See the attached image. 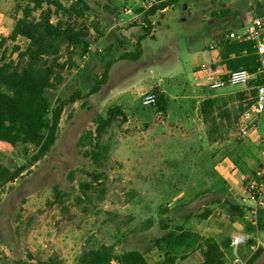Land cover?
I'll return each instance as SVG.
<instances>
[{
  "label": "rangeland",
  "instance_id": "374dc122",
  "mask_svg": "<svg viewBox=\"0 0 264 264\" xmlns=\"http://www.w3.org/2000/svg\"><path fill=\"white\" fill-rule=\"evenodd\" d=\"M56 1L64 10L52 7L54 23L90 31L87 52H63L61 62L71 58L65 82L58 90L46 91V96L52 106L76 91L81 96L65 107L50 153L0 192V264H42L49 259L54 264H80L85 248L101 245L113 246L118 254L137 250L149 264H160L163 252L156 240L179 227L195 229L221 244L234 232H255L256 240L249 245L256 250L249 256L259 250L254 264H264V210L260 227L254 230L246 219L250 207L238 205L230 195L205 191L213 177L212 151H207L210 131L223 150L237 148L250 130L240 131L248 123L240 109L251 110L253 89L238 92L237 86H228L222 90L226 94L220 95L221 90L204 83L200 71L202 64H211L218 40L229 31H242L253 16L264 17V0H179L151 18L155 22L152 36L142 41V53L133 61L121 57L135 51L142 34L145 10L139 4L133 0ZM26 4L27 0H0V57L6 52L7 58L17 59L14 46L26 45L21 38L8 39ZM126 8L133 15H125ZM93 22L99 23V31ZM108 64L107 82L92 93ZM156 88L168 102L186 101L179 114L193 120L194 135L170 129L176 125L168 122L167 109L159 112L157 104L143 105V97ZM209 97L217 100L214 124L204 123L200 110ZM114 106L122 109L124 117L114 121L104 139L112 144L105 176L91 201H79V184L91 180L87 173L95 170L79 139L94 131L97 116H106ZM225 112L229 121L219 117ZM260 120L264 129V113ZM27 159L23 145L0 154V161L9 167ZM55 186L61 202L56 201ZM206 210L211 216L204 220ZM149 220L154 221L153 227L141 231ZM230 253L225 259L228 264ZM200 261L196 252L184 263Z\"/></svg>",
  "mask_w": 264,
  "mask_h": 264
},
{
  "label": "trees",
  "instance_id": "16d2710c",
  "mask_svg": "<svg viewBox=\"0 0 264 264\" xmlns=\"http://www.w3.org/2000/svg\"><path fill=\"white\" fill-rule=\"evenodd\" d=\"M135 3L144 0H133ZM179 0H165L147 11H144L142 34L135 44V51L124 54L122 60H137L142 53V41L151 36L153 23L151 17L158 11L176 5ZM64 10L62 4L56 0H27L23 7L22 17L19 18L9 35L10 40L16 42L19 38L26 45H16L13 53L17 59L7 58L6 52L0 57V154L3 150H14L18 146L25 147L27 161L20 165L6 166L0 161V192L8 184L14 183L24 173H29L40 160L45 158L55 144L60 122L65 107L75 103L80 95L76 91L68 100H57L55 106L46 96L48 90L60 89L64 82V71L68 68L67 61L61 62L63 52L70 49L87 52V37L89 29H76L72 25L63 22L54 23L52 14L54 10ZM93 28L99 31V23L93 22ZM220 52V67L224 79L231 72L246 69L254 74L257 80L249 84L253 87V102L257 95L256 87L264 82V57L261 58L254 48L253 42L231 41L220 39L215 44ZM110 64L107 65L100 80L91 91L95 93L99 87L107 82L110 72ZM253 78V79H254ZM156 96V104L159 112L167 109V100L159 89L152 92ZM217 100L207 98L201 103V114L206 124H214L216 119ZM246 110L241 108L240 114ZM226 114V116H224ZM219 117L229 121V114L225 112ZM223 115V116H222ZM123 116L124 112L118 106L110 108L107 115H99L95 120L94 131L85 132L79 139V146L85 157L91 159L95 170L87 173L91 178L79 184L82 195L77 199L91 201L93 195L99 192L97 184H102L105 176V167L110 159L112 144L110 140H104L109 134L115 120ZM238 119V118H237ZM236 119V120H237ZM210 141H216L209 136ZM56 201H62L59 187H54ZM233 210H239L236 206ZM242 214V212H241ZM208 214H204L206 219ZM154 225L149 220L141 231H146ZM230 240L224 241L225 251L229 250ZM156 247L163 252V260L160 264H188L184 263L191 253L200 252L199 264H225V252L220 244L213 238L204 237L191 229L179 227L164 234L156 240ZM260 255L256 251L248 260V264H254ZM149 264L144 255L137 251L117 253L113 246L101 245L99 247L85 248L80 259V264ZM42 264H54L51 259Z\"/></svg>",
  "mask_w": 264,
  "mask_h": 264
},
{
  "label": "built area",
  "instance_id": "2783aa9c",
  "mask_svg": "<svg viewBox=\"0 0 264 264\" xmlns=\"http://www.w3.org/2000/svg\"><path fill=\"white\" fill-rule=\"evenodd\" d=\"M165 0H144L137 4L142 9L147 11L152 6ZM125 15H133L131 8L124 10ZM124 22V19H121ZM225 40L253 42L256 53L264 57V17H253L251 22L246 25L242 31H230L226 34ZM212 49L215 46L211 47ZM200 71L205 77V81L212 90H219L227 86H240L248 84L253 78L254 74L246 69L235 70L230 73L227 79H224L222 72L213 64H202ZM257 95L255 101L251 106V111L246 119H252L240 129L241 133H246L247 129L255 127L258 124L262 113L264 112V82L256 87ZM143 105L152 106L156 104V96L153 93L147 94L143 97ZM248 129V130H249ZM261 156L263 162L255 170L252 178L246 184V193L249 200L252 202L249 210V216L246 218L251 228L258 230L260 227L261 213L264 210V138L262 139ZM256 233L237 231L230 236L229 250L231 251V258L229 264H248L250 258L249 252L255 251L254 245H249L251 241L256 240ZM227 254H225V259ZM111 264H119L113 262ZM225 264H228L225 262Z\"/></svg>",
  "mask_w": 264,
  "mask_h": 264
},
{
  "label": "crops",
  "instance_id": "0c3cea01",
  "mask_svg": "<svg viewBox=\"0 0 264 264\" xmlns=\"http://www.w3.org/2000/svg\"><path fill=\"white\" fill-rule=\"evenodd\" d=\"M167 9L168 8L160 12H165ZM153 17H155V15ZM152 23L154 24L155 22H152ZM212 54L214 55L212 56L211 64H213L216 68H218L222 72L221 67L219 65L220 64L219 49H217V51L215 49V51H213ZM204 83H206L205 80H204ZM232 87H235V86H232ZM224 89H226V87L219 89L221 90L220 95L226 94L225 92H222V90ZM250 89L252 90L253 87H250L249 85H240V86H237L236 90L239 92V91H249ZM216 96L218 97V95H215L213 97L215 98ZM178 102L181 104L176 105L175 104L176 101H172V102L167 101V112H168L167 120L169 123L176 125V126H170L169 128L170 129L175 128L179 133L187 135V136L194 135L195 131L193 130V128L195 127V125L192 123L193 120H190L188 117H182L179 114V111H181L182 109H185V106L183 104L186 103V101L179 100L177 101V103ZM250 111L243 113L242 119L247 118ZM251 121L252 119L250 118L248 122L251 123ZM262 125H263V122L259 120L258 124H256L255 127L250 128L248 133L244 135L242 141L240 142L237 148H235L234 146L231 149L225 148L223 150L222 149L223 146H218L219 139L218 140L215 139L216 141H213V142L210 141V143L207 144L208 145L207 151H212L210 156L213 158L211 160L212 162L210 161V163L212 164V176L213 177L212 179L208 181L207 188H206L208 190H205V191H208L209 193H212V194L221 193V194H226V196L230 195L237 201L238 205H244L247 207H250L252 205V204H249L248 202L250 200L248 201L246 200V195H247L246 184L252 178V175L255 172V170L263 162V159L261 156V147H262V139L264 138V129L262 128ZM197 151H200V150H197ZM206 211H207L206 214H208L207 218H209L211 216V212L209 210H206ZM191 230L200 234L195 229H191ZM219 244L222 247V250L225 252V254H227V251H225V248L223 247L224 242L222 244L221 243ZM200 258H201V254H200Z\"/></svg>",
  "mask_w": 264,
  "mask_h": 264
}]
</instances>
